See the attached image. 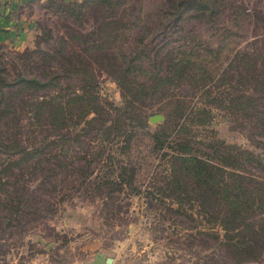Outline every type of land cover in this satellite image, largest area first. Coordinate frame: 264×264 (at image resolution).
<instances>
[{
	"label": "rangeland",
	"instance_id": "1",
	"mask_svg": "<svg viewBox=\"0 0 264 264\" xmlns=\"http://www.w3.org/2000/svg\"><path fill=\"white\" fill-rule=\"evenodd\" d=\"M20 7L25 43L0 44V264H264V0ZM184 97L203 109L195 148L253 177L248 256L207 187L153 181L165 117L150 118Z\"/></svg>",
	"mask_w": 264,
	"mask_h": 264
},
{
	"label": "trees",
	"instance_id": "2",
	"mask_svg": "<svg viewBox=\"0 0 264 264\" xmlns=\"http://www.w3.org/2000/svg\"><path fill=\"white\" fill-rule=\"evenodd\" d=\"M167 103L174 109L172 112L168 110L163 115L165 117L163 126L153 135L154 149L160 157V166H158L157 178L153 180L154 183L161 176L168 184V190H171V193L178 196L177 192L183 190L186 192L185 196L188 195V197L189 191L186 190V187L190 186V178H194L191 180L197 182L199 189L203 186L207 187L209 190L207 195L222 205L223 211L217 224L221 230L225 231L224 238H226V243L228 241L227 246L230 250L232 249V252L245 253L244 256H248L255 249L257 241L249 237L248 229H245V223L247 220L249 221L246 216L249 207L246 204L247 193L242 182L246 179L251 180L253 177L244 172L237 174L234 170H229L228 165L225 164L228 159L226 154H222L220 149L214 145H209L213 147L212 152L204 150L202 152L199 148H195L194 144L199 140H197L196 134L194 135L192 126L199 121L197 115L203 109L195 110V107H190L185 97L173 98ZM139 123L143 126L149 124L148 119L139 120ZM123 129L124 126L120 123V126L117 125L116 131L122 132ZM199 144L202 142L200 141ZM126 169L125 166L122 170ZM131 170L133 173L136 172L133 166H131ZM122 176V181L117 182L120 186L127 182L131 188L136 187L134 179L127 180L123 174ZM112 184H114L113 181ZM151 193L148 192V194ZM198 193L200 197L204 196V193ZM257 194L261 197L259 205L262 208L260 212L263 213L264 194ZM215 235L218 237L217 233Z\"/></svg>",
	"mask_w": 264,
	"mask_h": 264
},
{
	"label": "crops",
	"instance_id": "3",
	"mask_svg": "<svg viewBox=\"0 0 264 264\" xmlns=\"http://www.w3.org/2000/svg\"><path fill=\"white\" fill-rule=\"evenodd\" d=\"M30 1L33 0H0V44L25 43L27 37L26 30H23L25 22L19 17L18 10L24 3Z\"/></svg>",
	"mask_w": 264,
	"mask_h": 264
},
{
	"label": "water",
	"instance_id": "4",
	"mask_svg": "<svg viewBox=\"0 0 264 264\" xmlns=\"http://www.w3.org/2000/svg\"><path fill=\"white\" fill-rule=\"evenodd\" d=\"M164 120V116L162 114H156L150 118V121L153 123L156 122H162ZM111 260H108V263H110Z\"/></svg>",
	"mask_w": 264,
	"mask_h": 264
}]
</instances>
